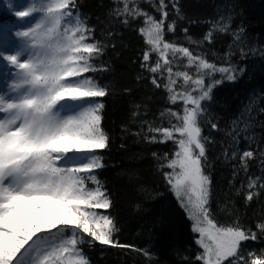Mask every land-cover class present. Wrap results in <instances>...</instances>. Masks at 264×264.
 I'll list each match as a JSON object with an SVG mask.
<instances>
[{
  "label": "snow or ice",
  "instance_id": "obj_1",
  "mask_svg": "<svg viewBox=\"0 0 264 264\" xmlns=\"http://www.w3.org/2000/svg\"><path fill=\"white\" fill-rule=\"evenodd\" d=\"M17 3L23 10L13 14L27 26L15 31L18 42L0 44V69H8L6 75L11 76L6 91L0 87V264H91L85 245L98 242L128 247L115 239L119 232L115 218L96 211L112 207L95 173L104 167L97 150L109 146L101 125L104 104L95 98L107 96L109 90L84 74L99 70L93 61L104 49L98 41L89 42L92 30L75 11L77 0ZM129 5L130 0H123L122 11L117 14L133 19L147 17L148 26L140 31L151 50L143 53V60L148 62L152 52L158 54L154 65L142 66L152 73L166 68L168 83L163 86L170 94L169 101L176 103L179 99L184 104L182 116L169 110L179 124L149 130L162 135L161 143L171 140L177 147L167 164L172 171L164 175L188 211L193 232L200 234L196 243L203 252L196 259L203 264H264V255L246 256L242 251V242L256 240L257 232L218 225L209 207L211 180L205 173L207 137L200 126L205 111L201 101L211 100L212 89L225 80L235 81L236 70L217 68L193 56L189 48L166 41L165 0H159L160 20L143 13L139 6ZM172 6L179 11L175 4ZM7 7L12 11L16 4ZM215 30L226 32L228 25L217 24ZM168 31H174V24L168 25ZM212 34L209 32L205 40L210 41ZM169 52L173 59L176 53L187 57L188 66L196 67L197 76L193 78L186 71L173 74ZM216 72L222 74L221 79L206 84L205 77H214ZM173 75L182 77L185 85L196 87L176 92ZM152 84L161 87L156 77ZM195 91L200 94L193 95ZM211 127L217 125L212 123ZM151 139L156 141L155 136ZM260 155L264 157V151ZM254 156L251 150L243 151L239 157L242 170L247 171L248 161ZM261 179L250 178L248 189H264ZM89 180L96 187H88ZM258 194L248 191L246 200ZM256 228L264 233V222ZM138 251L149 256L145 250Z\"/></svg>",
  "mask_w": 264,
  "mask_h": 264
},
{
  "label": "trees",
  "instance_id": "obj_2",
  "mask_svg": "<svg viewBox=\"0 0 264 264\" xmlns=\"http://www.w3.org/2000/svg\"><path fill=\"white\" fill-rule=\"evenodd\" d=\"M165 3L166 41L189 48L193 56L217 68L236 70L235 81L225 80L215 86L212 99L201 102L205 111L200 126L207 137L205 173L211 180L209 207L218 225L257 232L256 240L242 242V251L246 256L264 255V233L256 228L264 222V189H248L250 178H264V157L260 155L264 151V0ZM129 6H139L156 20L162 18L157 11L159 0H130ZM122 8L123 0H77L75 10L92 30L89 42L98 41L104 49L93 61L99 70L84 75L109 90L107 96L95 98L104 104L101 125L109 137V146L97 150L104 167L95 173L112 200L110 209L99 212L115 218L119 228L115 239L128 245L110 247L97 242L83 246L84 252L91 264H203L196 259L203 249L196 243L193 221L164 175L172 171L167 164L177 147L171 140L161 143L162 135L149 130L179 124L169 110L182 116L184 104L179 99L176 103L169 101L170 94L163 86L168 83L166 68L152 73L142 66L154 65L158 59V54L152 52L148 62L143 60V53L151 50L140 31L148 26L147 17L118 15ZM170 24H174V31H168ZM217 24L228 25V30H215ZM209 32L213 33L210 41L205 40ZM169 59H173L172 55ZM171 67L173 74L186 71L193 78L197 76L196 67H189L187 57L180 53H176ZM221 76L216 72L214 77L206 76L205 82L212 84ZM153 77L161 87L152 84ZM172 78L177 80L176 92L196 87L185 85L182 77ZM212 123L217 125L215 129ZM153 136L156 141H152ZM248 150L255 156L248 161L245 172L239 157ZM260 182L264 183V179ZM87 183L96 187L90 180ZM248 191L259 194L247 201Z\"/></svg>",
  "mask_w": 264,
  "mask_h": 264
},
{
  "label": "rangeland",
  "instance_id": "obj_3",
  "mask_svg": "<svg viewBox=\"0 0 264 264\" xmlns=\"http://www.w3.org/2000/svg\"><path fill=\"white\" fill-rule=\"evenodd\" d=\"M22 2V0H21ZM9 3L16 4V8L12 9V11L8 10L7 5ZM0 14L1 17H4L2 20L0 18V44H9L12 41L18 42V38L15 37V31L20 30L22 26H27L24 24L23 21H21L19 18L14 16L15 10H23V8L20 7V4L17 3V0H1L0 1ZM169 55H172L171 52H169ZM8 73V69H0V87H4V90L6 91V83L11 82V76L6 75ZM192 91V90H191ZM200 93L198 91L193 92V95H199ZM202 102V101H201ZM178 136V134H177ZM87 183V181H86ZM88 185V183H87ZM91 188H94V186H89ZM99 212V210H96ZM100 213V212H99ZM102 214V213H101ZM189 214V213H188ZM197 233V232H196ZM198 239L200 238V234L197 233Z\"/></svg>",
  "mask_w": 264,
  "mask_h": 264
}]
</instances>
